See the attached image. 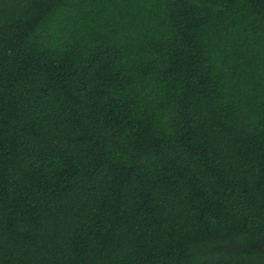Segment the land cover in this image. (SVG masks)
I'll return each instance as SVG.
<instances>
[{
  "label": "trees",
  "instance_id": "obj_1",
  "mask_svg": "<svg viewBox=\"0 0 264 264\" xmlns=\"http://www.w3.org/2000/svg\"><path fill=\"white\" fill-rule=\"evenodd\" d=\"M0 264H264V0H0Z\"/></svg>",
  "mask_w": 264,
  "mask_h": 264
}]
</instances>
